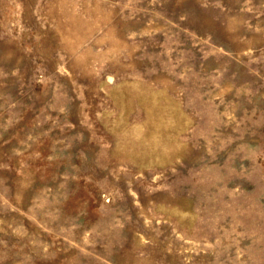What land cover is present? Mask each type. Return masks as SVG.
Wrapping results in <instances>:
<instances>
[{
  "label": "rangeland",
  "instance_id": "obj_1",
  "mask_svg": "<svg viewBox=\"0 0 264 264\" xmlns=\"http://www.w3.org/2000/svg\"><path fill=\"white\" fill-rule=\"evenodd\" d=\"M0 264H264V0H0Z\"/></svg>",
  "mask_w": 264,
  "mask_h": 264
}]
</instances>
